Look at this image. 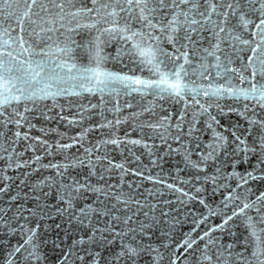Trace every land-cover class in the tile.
<instances>
[{
    "label": "water",
    "instance_id": "1",
    "mask_svg": "<svg viewBox=\"0 0 264 264\" xmlns=\"http://www.w3.org/2000/svg\"><path fill=\"white\" fill-rule=\"evenodd\" d=\"M262 2L149 3L160 47L196 69L182 98L118 80L89 93L78 73L57 69L0 109V264H133L122 245L137 248L134 264H252L264 249V65L251 51ZM173 19L174 32L160 30ZM60 32L49 35L73 49L69 63L88 66L86 48L99 43L103 70L148 78L129 71L119 36Z\"/></svg>",
    "mask_w": 264,
    "mask_h": 264
},
{
    "label": "snow or ice",
    "instance_id": "2",
    "mask_svg": "<svg viewBox=\"0 0 264 264\" xmlns=\"http://www.w3.org/2000/svg\"><path fill=\"white\" fill-rule=\"evenodd\" d=\"M80 2L82 6L76 8V0H0V109L8 108L13 102L20 104L23 99L29 98L25 96L27 92L31 91L33 96L36 95L34 89L42 80H54L60 76V72L78 73L81 81L92 85L84 89L89 93H103L105 88L102 86L113 80L125 82L126 87L136 85L137 87L132 88L135 92L145 93L146 90H151L153 95L167 94L182 98L185 91H194L189 87V80L196 75V69L185 67V64L191 65L187 54L183 53V62L176 64L170 54L165 53L160 47L158 43L160 37L154 35L158 24L153 23L152 19L156 9L149 8L152 0H88L87 4L84 0ZM156 2L161 7H167L165 0H156ZM185 2L187 0H180V3ZM13 4H15V10H12ZM88 4L91 6L89 7ZM5 9L9 10L8 15H4ZM136 9H139L138 14ZM261 9L258 23L254 25L259 32L253 33L254 40L259 35V42L252 47L251 51L253 56L260 53V63L264 65V49L261 47L264 45V2L261 3ZM122 13L124 15H121ZM133 17L140 24L137 30H133L128 23ZM241 19L243 21V17ZM120 20L125 21L123 26H120ZM82 21L88 22L82 23ZM73 22L75 27H69ZM192 22L196 23V21ZM244 23H251V21H244ZM175 24V19L170 20L166 26H160V30L163 31L164 27H167L169 31L174 32ZM60 29H66L69 34L78 33L80 29H86L89 32L95 29L99 33L96 41H99L100 36L104 34L109 37L119 36L123 44L127 46L122 48V52L129 57L133 65L129 71L134 73L147 70L148 78L103 70L101 65L105 57L101 55L99 43H95L94 48H86L89 57L88 66L81 69L75 63H69L73 49L67 45L60 47L49 35V33L60 32ZM60 35H65V32H60ZM66 38L71 39V36ZM172 39L173 37L169 36V40ZM72 42L75 43V41ZM54 54L63 59L59 62L53 60ZM162 56H166L170 63L162 59ZM252 58L249 57V60L251 61ZM179 59L180 57L177 56L176 60ZM200 75L203 76L204 72ZM191 82L195 84L194 80ZM50 86L49 84L48 87ZM81 86L83 87V84ZM260 90V98L264 100V83L260 84ZM55 94L57 93L49 92L47 95ZM204 94L208 95L207 92ZM112 142L115 143V141ZM250 207V204L245 203L239 212L234 211L232 216L244 214ZM232 216L227 217L220 227L223 228ZM252 235H255L254 231ZM188 247H191V244ZM119 256L134 264L139 252L134 246L122 245ZM252 264H264V249L257 247L252 252Z\"/></svg>",
    "mask_w": 264,
    "mask_h": 264
}]
</instances>
